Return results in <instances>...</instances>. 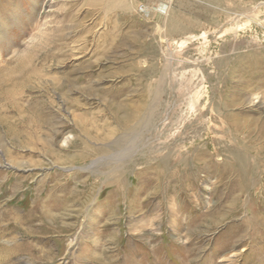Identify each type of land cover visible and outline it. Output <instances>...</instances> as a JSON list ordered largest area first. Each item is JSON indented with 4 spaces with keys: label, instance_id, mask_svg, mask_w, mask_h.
<instances>
[{
    "label": "rangeland",
    "instance_id": "1",
    "mask_svg": "<svg viewBox=\"0 0 264 264\" xmlns=\"http://www.w3.org/2000/svg\"><path fill=\"white\" fill-rule=\"evenodd\" d=\"M0 23V264H264V0Z\"/></svg>",
    "mask_w": 264,
    "mask_h": 264
},
{
    "label": "bare ground",
    "instance_id": "2",
    "mask_svg": "<svg viewBox=\"0 0 264 264\" xmlns=\"http://www.w3.org/2000/svg\"><path fill=\"white\" fill-rule=\"evenodd\" d=\"M160 7H162V6H160ZM161 9H163V8H160L159 10H161ZM0 29H2L3 27H2V24L0 23ZM24 68H25V63H21V60H19L18 61V63H16V67H15V69H16V72L18 71V72H21V71H23L24 70ZM8 70V69H7ZM13 70V69H12ZM12 72V71H11ZM4 73V74H3ZM10 72L8 73V71H7V74L5 73V69H0V90H2V88H3V86H7V84H11L12 86L11 87H13V88H15V86L14 85H16V84H18V82H14V80L13 79H11V77H10ZM24 77V76H23ZM5 90V89H4ZM10 88H6V90H5V92L3 93L4 94V96L6 97L7 95H10ZM14 91V90H13ZM12 91V92H13ZM2 93V92H1ZM10 99V98H9ZM33 119V118H32ZM34 122L37 124V125H40V123H41V120H40V118H36L35 120H34ZM31 137V136H30ZM38 138V137H37ZM39 141V140H38ZM41 141V140H40ZM12 164H16L15 162H13ZM243 167V166H242ZM239 170V169H238ZM247 171V170H246ZM245 171V172H246ZM250 171V170H249ZM242 172H244L243 171V169H242ZM249 173V172H248ZM247 184H248V181L246 182ZM11 186H12V188L13 187H17V182L16 183H13V184H11ZM246 187V186H245ZM18 214V213H17ZM4 232V229H2V230H0V233H3Z\"/></svg>",
    "mask_w": 264,
    "mask_h": 264
},
{
    "label": "built area",
    "instance_id": "3",
    "mask_svg": "<svg viewBox=\"0 0 264 264\" xmlns=\"http://www.w3.org/2000/svg\"><path fill=\"white\" fill-rule=\"evenodd\" d=\"M157 1H158V3H167V2L170 1V0H157ZM138 10H139L140 12H147V6L141 4V5L138 6Z\"/></svg>",
    "mask_w": 264,
    "mask_h": 264
}]
</instances>
